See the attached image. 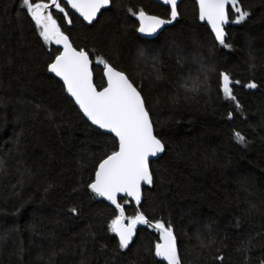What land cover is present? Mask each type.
Instances as JSON below:
<instances>
[{"label": "trees", "instance_id": "16d2710c", "mask_svg": "<svg viewBox=\"0 0 264 264\" xmlns=\"http://www.w3.org/2000/svg\"><path fill=\"white\" fill-rule=\"evenodd\" d=\"M58 2L67 17L50 9L53 17L89 52L97 87L106 86L99 59L126 73L165 145L141 204L119 199L126 217L139 210L170 223L182 264H264V0H238L249 12L240 23L229 7L230 48L193 0L154 39L139 36L133 13L171 20L155 0H111L91 25ZM20 3L0 0V264H166L150 226L118 247L119 211L87 187L118 140L93 127L47 70L62 48L43 40ZM224 72L239 109L220 89Z\"/></svg>", "mask_w": 264, "mask_h": 264}, {"label": "snow or ice", "instance_id": "6c2138e0", "mask_svg": "<svg viewBox=\"0 0 264 264\" xmlns=\"http://www.w3.org/2000/svg\"><path fill=\"white\" fill-rule=\"evenodd\" d=\"M66 3L79 12L85 21L91 23L110 0H66ZM163 3L170 6L171 20L149 15L143 10L133 13L139 18L140 33L150 37L162 26L176 20L179 15L177 0H163ZM229 7L234 9L235 23L243 22L249 16L248 11L238 6V0H199V20H206L210 24L214 39L225 48L231 47L226 44L224 30L225 25L229 23ZM20 8L34 20L35 25L39 27V35L45 42H54L63 47L47 64V70L63 81L67 93L74 98L75 104L92 125L114 134V139L118 140L117 150L100 160L94 179L87 185L96 197L110 201L119 211V215L111 221V231L119 237L118 247L127 249L133 240L137 225H148L158 231L160 237V242L154 246L155 256L162 258L167 264H182L176 236L170 223L166 225L163 220L150 222L144 212L139 210L135 215L125 217L124 206L117 201L118 194L123 193L132 198L136 205H140L142 186L154 184L150 162L153 158L158 159L165 151L164 143L154 131L153 121L141 91L134 86L126 73L99 58V63L104 67L106 86L98 90L93 83L89 52L73 47L69 37L61 31L53 17L52 10H57L67 17L58 0H21ZM71 22L70 19L67 20L68 24ZM232 85L230 75L221 73L220 89L223 96L234 102L239 109L240 104L233 94ZM246 87L254 89L257 85L252 82ZM228 116L231 118L232 113L229 112ZM49 117L51 118V113ZM234 137L241 143L245 141L239 132H235ZM70 212L75 214L77 209L73 207ZM125 219L128 220L127 224L124 223Z\"/></svg>", "mask_w": 264, "mask_h": 264}, {"label": "water", "instance_id": "95a60500", "mask_svg": "<svg viewBox=\"0 0 264 264\" xmlns=\"http://www.w3.org/2000/svg\"><path fill=\"white\" fill-rule=\"evenodd\" d=\"M62 1H64L65 3H66V0H62ZM156 2H158L159 4H162V5H164V3H163V0H155ZM183 0H177V11H178V6L180 5V3L182 2ZM194 2H196V4H197V6H198V10H199V0H193ZM67 4V3H66ZM69 7H70V9L72 10V12L74 13V14H76L79 18H81V19H83V21L87 24V25H91V24H93L97 19H98V17L100 16V14H101V12L103 11V9H105V8H107V7H109L110 5H111V0H110V3L107 5V6H105V8H102L101 9V11L97 14V17L94 19V21L93 22H91V23H89L88 21H85L84 20V18L80 15V13L79 12H77L75 9H72L71 8V6L69 5V4H67ZM164 6H166V5H164ZM166 7H169L170 8V6H166ZM148 14V13H147ZM149 15H153V14H149ZM156 16H158V15H156ZM161 17V16H160ZM161 18H164V17H161ZM164 19H166V18H164ZM166 20H168V19H166ZM137 21H138V24H139V18H138V16H137ZM203 23H206L207 25H208V27H209V29H210V31L212 32V34H213V36H214V32L212 31V29H211V26H210V24L205 20V21H202ZM231 24V21H230V18H229V23L227 24V25H225V34H226V37H227V32H226V27H228L229 25ZM170 25V23L169 24H166V25H164V26H162V28L161 29H159L158 30V32L157 33H155V34H152L150 37L149 36H147L146 34H142V33H140L139 31H138V33H139V36L141 37V38H143V39H154V38H156L157 36H159V34L161 33V32H163L168 26ZM139 29V28H138ZM54 43V42H53ZM59 47H61L62 48V50H63V47H62V45H58ZM74 47V46H73ZM79 50V49H78ZM89 58L91 59V57L89 56ZM92 60V59H91ZM91 70H92V73H93V83L95 84V76H94V71H93V61H92V64H91ZM51 73V72H50ZM51 74H53V73H51ZM54 76H55V74H53ZM103 75H104V70H103ZM56 77V76H55ZM56 78H58L62 83H63V81L59 78V77H56ZM104 78H105V80H106V77H105V75H104ZM133 83V82H132ZM64 85V84H63ZM96 85V84H95ZM97 86V85H96ZM135 86V85H134ZM65 87V92H66V94H67V96L74 102V104H75V101H74V98H72L71 96H70V94L69 93H67V90H66V86H64ZM98 88V87H97ZM98 90H99V88H98ZM139 90V89H138ZM141 95H142V93H141ZM143 96V95H142ZM76 106H77V108L79 109V106L77 105V104H75ZM147 107V106H146ZM80 110V109H79ZM80 112L82 113V111L80 110ZM83 114V113H82ZM84 116V115H83ZM85 117V116H84ZM86 118V117H85ZM87 119V118H86ZM88 122L91 124V122L88 120ZM92 125V124H91ZM93 127H95V128H97V129H99L98 128V126H95V125H92ZM99 130H101L102 132H105V133H108V131L107 130H104V129H99ZM155 131V130H154ZM108 134H111V135H113L114 136V134H112V133H108ZM164 153V152H163ZM163 153L162 154H160L159 155V158L163 155ZM158 158V159H159ZM155 160H157V158H153L152 160H151V162L152 161H155ZM151 162H150V167H151ZM152 186V185H151ZM145 187H149V186H147V185H143L142 186V193H143V190H144V188ZM122 197H127L126 196V194H123V193H121V194H118V197H117V201H118V203H120L119 202V199L120 198H122ZM130 200H132V201H134L132 198H130V197H128ZM110 206H113V207H115V205H112L111 204V202L110 201H107L106 199H104ZM142 200H143V195H142ZM142 200H141V202H142ZM135 202V201H134ZM141 204V203H140ZM124 215H125V217H126V214H125V211H124ZM124 223L125 224H127L128 222H127V219H125L124 220ZM148 225H137V227H136V232H135V235H134V237H133V240L130 242V244L135 240V238H136V235H137V232H138V230H139V228H141V227H147ZM118 236V235H117ZM119 238V237H118ZM176 241H177V238H176ZM129 244V245H130ZM177 248H178V241H177ZM160 258V257H159ZM161 260H162V258H160ZM163 262H165L166 264H167V262L166 261H163Z\"/></svg>", "mask_w": 264, "mask_h": 264}]
</instances>
